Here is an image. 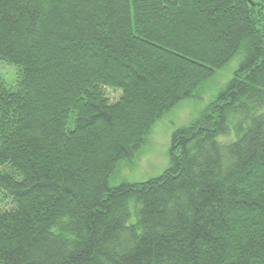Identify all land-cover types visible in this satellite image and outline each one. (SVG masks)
I'll use <instances>...</instances> for the list:
<instances>
[{
	"label": "trees",
	"instance_id": "trees-1",
	"mask_svg": "<svg viewBox=\"0 0 264 264\" xmlns=\"http://www.w3.org/2000/svg\"><path fill=\"white\" fill-rule=\"evenodd\" d=\"M234 57L169 167L110 187ZM0 61V264H264V0H0Z\"/></svg>",
	"mask_w": 264,
	"mask_h": 264
},
{
	"label": "rangeland",
	"instance_id": "rangeland-1",
	"mask_svg": "<svg viewBox=\"0 0 264 264\" xmlns=\"http://www.w3.org/2000/svg\"><path fill=\"white\" fill-rule=\"evenodd\" d=\"M240 61L234 57L226 66L202 85L196 98L185 99L166 112L146 136L145 142L131 162L121 163L110 178L109 186L145 182L160 175L170 164V141L172 134L192 124L223 91L231 80ZM0 79L9 89L17 80L16 69L0 61ZM111 100H116L118 92L107 90Z\"/></svg>",
	"mask_w": 264,
	"mask_h": 264
}]
</instances>
